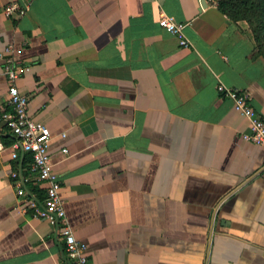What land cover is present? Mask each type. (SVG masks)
<instances>
[{"label":"crops","instance_id":"1","mask_svg":"<svg viewBox=\"0 0 264 264\" xmlns=\"http://www.w3.org/2000/svg\"><path fill=\"white\" fill-rule=\"evenodd\" d=\"M10 1L25 12L3 13ZM162 14L187 23L188 46ZM9 44L86 264H264V143L218 89L247 91L264 118L246 20L217 0H0V113ZM13 141L0 117V264H72L29 205L47 183Z\"/></svg>","mask_w":264,"mask_h":264},{"label":"built area","instance_id":"2","mask_svg":"<svg viewBox=\"0 0 264 264\" xmlns=\"http://www.w3.org/2000/svg\"><path fill=\"white\" fill-rule=\"evenodd\" d=\"M25 10V6L18 1H10L1 6V11L6 15L15 11L22 14ZM158 23L166 31L175 34L181 45H189V40L184 33L186 22L178 21L173 15L162 14ZM13 50L11 44L4 48L7 58L3 64V69L10 84L6 108H3L0 113L7 129L14 135L12 156H18L17 149L31 153L32 170L36 172L37 179L45 181L47 186L43 202L37 203L32 199L29 205L34 209L35 215L45 219L62 237L64 250L71 263L86 264L88 259L84 252L85 245L75 237L67 220L60 195V180L52 168L53 161L49 152L51 131L45 123L29 116L28 96L21 92L16 85V80L29 69V65L14 59L12 57ZM218 89L230 97L233 100L235 110L248 119L251 129L250 132L243 133V138L255 143H264V118L252 107L247 91L226 87L223 84H219ZM63 150L66 151L67 149L63 148ZM13 176H16V172L13 173ZM16 186L17 193L20 196L24 195L25 190L19 180L16 181Z\"/></svg>","mask_w":264,"mask_h":264},{"label":"trees","instance_id":"3","mask_svg":"<svg viewBox=\"0 0 264 264\" xmlns=\"http://www.w3.org/2000/svg\"><path fill=\"white\" fill-rule=\"evenodd\" d=\"M217 6L233 21H247L255 41L251 56L264 58V0H217Z\"/></svg>","mask_w":264,"mask_h":264}]
</instances>
